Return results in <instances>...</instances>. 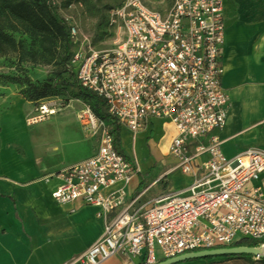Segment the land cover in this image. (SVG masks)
Returning <instances> with one entry per match:
<instances>
[{
  "label": "built area",
  "instance_id": "2783aa9c",
  "mask_svg": "<svg viewBox=\"0 0 264 264\" xmlns=\"http://www.w3.org/2000/svg\"><path fill=\"white\" fill-rule=\"evenodd\" d=\"M224 5L225 0H124L107 11L115 48L73 53L69 67L79 85L103 101L112 121L134 134L155 119L174 125L168 152L176 167L194 178L150 206L138 205L145 192L132 197L102 237L65 264H100L115 255L155 264L242 239L264 245V188L259 184L264 149L249 148L229 159L216 134L230 107L222 82ZM67 23L75 42L79 29ZM42 110L53 114L46 106ZM79 119L98 148L56 174L60 182L52 197L62 204L82 200L108 213L124 204L126 191H105L128 184L134 165L91 99L82 103Z\"/></svg>",
  "mask_w": 264,
  "mask_h": 264
},
{
  "label": "crops",
  "instance_id": "0c3cea01",
  "mask_svg": "<svg viewBox=\"0 0 264 264\" xmlns=\"http://www.w3.org/2000/svg\"><path fill=\"white\" fill-rule=\"evenodd\" d=\"M226 23L222 82L230 98V107L224 127L216 134L223 143L226 156L232 159L249 148L264 149V23H249L241 18L226 19ZM159 121L170 129V135L163 143L166 154H169V142L176 134L172 123L155 119L140 133L156 130ZM125 129L127 133L130 131ZM79 132L83 137L80 140L82 143L95 138L86 136L88 133L81 122ZM154 143L155 140L152 147ZM9 144L8 134L0 131V264H65L78 260L102 237L106 226L132 197L145 192L138 205L150 206L156 199L165 196V191L171 194L179 192L188 187L194 178L193 174H185L176 167V159L172 155L171 165L163 167L156 177L148 178V169L155 166H152V159H147L142 162L145 167L135 170L128 184L120 183L105 191L117 195L126 191L124 204L106 213L82 200L62 204L52 197V191L60 182L56 174L66 166L91 157L98 144L95 147L88 145L87 157L83 159L59 168L45 166L43 171L50 173L44 184L39 183L47 190L44 195L39 192L40 186L26 187L22 184L43 171L29 165L17 151H10ZM120 148L123 150V147ZM54 150L57 151L58 147ZM11 157L15 161H11ZM135 159L140 161L137 157ZM40 161V158L36 160ZM163 182H166L167 188H163ZM259 184L264 188V173ZM238 260L219 257L181 264H228ZM260 263L264 264V260ZM100 264H139V260L115 255Z\"/></svg>",
  "mask_w": 264,
  "mask_h": 264
},
{
  "label": "rangeland",
  "instance_id": "374dc122",
  "mask_svg": "<svg viewBox=\"0 0 264 264\" xmlns=\"http://www.w3.org/2000/svg\"><path fill=\"white\" fill-rule=\"evenodd\" d=\"M123 1L47 0L57 15L79 29L77 41L60 46V55L57 58L53 52L46 51L47 59H51L47 62L36 41L33 42L27 34L15 33L17 40L22 41L26 49L38 50L37 61L28 53H23L22 56L16 53L0 56V131L8 134L10 151H17L37 171H43L45 166L59 168L83 159L87 157L88 145L95 147L98 144L96 138H89L83 143L80 141L83 137L79 132V112L87 97L81 91L78 81L63 72L61 55L66 52L74 53L79 49H114L115 36L107 25V11ZM224 15L227 21L241 18L249 23H264V0H225ZM26 80L37 86L50 83L55 86L53 92L56 94L32 100L29 95L34 89L24 83ZM91 98L99 118L110 124L104 104L95 97ZM43 106L54 109L55 113H43ZM169 135L170 129L159 121L156 130L149 129L139 134L130 131L127 133L124 128L120 132L118 143L135 170L144 168L142 162L152 159V166L155 168L148 169L146 177L154 178L163 167L171 165L173 159L171 154L156 151L152 147L153 142L156 138L157 142L165 144ZM86 136L93 137L90 134ZM134 141L137 142L136 148ZM55 147H58L57 151L54 150ZM39 158L41 161L36 162ZM10 159L15 161L13 157ZM49 173L43 171L33 179H26L22 184L26 187L43 185ZM41 182L43 184H39ZM163 183V188H167L166 182ZM39 192L44 195L47 190L41 187ZM164 194L171 193L165 191ZM239 259L228 264H261L254 256L252 259Z\"/></svg>",
  "mask_w": 264,
  "mask_h": 264
},
{
  "label": "trees",
  "instance_id": "16d2710c",
  "mask_svg": "<svg viewBox=\"0 0 264 264\" xmlns=\"http://www.w3.org/2000/svg\"><path fill=\"white\" fill-rule=\"evenodd\" d=\"M15 33L27 34L33 39V42L36 41L43 51L44 60L47 62L51 59H47L45 55L46 51L53 52L57 58V56L60 55L59 47L69 45V43L72 42L70 27L67 21L53 11L47 0H0V56H7L12 53L22 56L23 53H28L33 60L37 61L38 50L34 48L30 50L26 49L24 43L17 40ZM54 55L53 57H55ZM72 55L73 53L69 52L61 55L63 72L71 79L77 81L76 72L69 67ZM24 83L29 84L34 89L33 93L29 95L32 100H38L51 94H56V92H53L55 86L50 83H45L42 86L34 85L30 80H26ZM79 87L85 97H87L86 100L91 99V101H93L91 98L93 96L80 85ZM99 100L103 103L101 99ZM106 118L111 120L109 128L115 136L116 145L119 146L118 140L122 128L112 121L109 114ZM260 244V241L242 239L231 246H259ZM220 257L231 259L253 257V255H227ZM213 258L219 257H205L190 261ZM259 260H264V258Z\"/></svg>",
  "mask_w": 264,
  "mask_h": 264
},
{
  "label": "water",
  "instance_id": "95a60500",
  "mask_svg": "<svg viewBox=\"0 0 264 264\" xmlns=\"http://www.w3.org/2000/svg\"><path fill=\"white\" fill-rule=\"evenodd\" d=\"M227 255H253L261 259L264 258V245L259 246H228L217 247L212 249H202L198 251L183 253L174 257L166 258L155 264H181L190 260L200 259L205 257L227 256Z\"/></svg>",
  "mask_w": 264,
  "mask_h": 264
},
{
  "label": "bare ground",
  "instance_id": "6f19581e",
  "mask_svg": "<svg viewBox=\"0 0 264 264\" xmlns=\"http://www.w3.org/2000/svg\"><path fill=\"white\" fill-rule=\"evenodd\" d=\"M51 112L55 113L54 110H52ZM133 144H134V147L136 148L137 147V142L134 141ZM154 148H155L156 151L160 152L161 154H166V151H165L163 143L162 142L161 143L157 142V139H155Z\"/></svg>",
  "mask_w": 264,
  "mask_h": 264
}]
</instances>
